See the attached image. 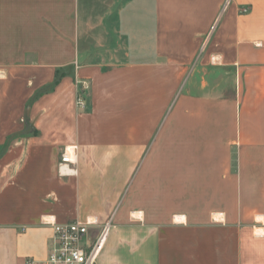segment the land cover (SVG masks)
I'll return each mask as SVG.
<instances>
[{
    "label": "crops",
    "instance_id": "obj_1",
    "mask_svg": "<svg viewBox=\"0 0 264 264\" xmlns=\"http://www.w3.org/2000/svg\"><path fill=\"white\" fill-rule=\"evenodd\" d=\"M219 137L224 209L124 199L141 165ZM86 218L112 224L96 264H264V0H0V264H40L49 223Z\"/></svg>",
    "mask_w": 264,
    "mask_h": 264
},
{
    "label": "rangeland",
    "instance_id": "obj_2",
    "mask_svg": "<svg viewBox=\"0 0 264 264\" xmlns=\"http://www.w3.org/2000/svg\"><path fill=\"white\" fill-rule=\"evenodd\" d=\"M78 88L80 94L85 90L82 84ZM223 140L219 137L216 145L203 144L202 160L182 162L185 169L179 168L178 162H165L156 157L148 165H141L137 181L124 199L132 206L144 207L150 216L173 215L184 206L199 217L224 209L234 198V171L229 160L233 152ZM166 151L177 152L178 147L163 145L160 140L152 147L155 154ZM165 168L171 176L165 198L167 208L163 206Z\"/></svg>",
    "mask_w": 264,
    "mask_h": 264
},
{
    "label": "built area",
    "instance_id": "obj_3",
    "mask_svg": "<svg viewBox=\"0 0 264 264\" xmlns=\"http://www.w3.org/2000/svg\"><path fill=\"white\" fill-rule=\"evenodd\" d=\"M77 104L83 106L79 99ZM71 161L70 153L63 152L59 170ZM52 228L51 244L48 254L40 264H96L105 240L112 227L110 221L99 224L97 219H75L67 222H50ZM96 227L97 232L89 241V230ZM24 264H34L26 260Z\"/></svg>",
    "mask_w": 264,
    "mask_h": 264
},
{
    "label": "trees",
    "instance_id": "obj_4",
    "mask_svg": "<svg viewBox=\"0 0 264 264\" xmlns=\"http://www.w3.org/2000/svg\"><path fill=\"white\" fill-rule=\"evenodd\" d=\"M59 76H61L59 73H57V75L55 76V81H54V83H57V79H56V77H59Z\"/></svg>",
    "mask_w": 264,
    "mask_h": 264
}]
</instances>
